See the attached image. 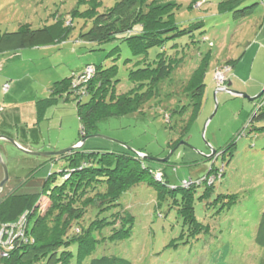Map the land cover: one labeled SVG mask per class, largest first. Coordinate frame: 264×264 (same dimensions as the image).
Instances as JSON below:
<instances>
[{"label": "rangeland", "instance_id": "rangeland-1", "mask_svg": "<svg viewBox=\"0 0 264 264\" xmlns=\"http://www.w3.org/2000/svg\"><path fill=\"white\" fill-rule=\"evenodd\" d=\"M117 1L98 0V11L104 12ZM221 1L157 0L159 4L176 3L173 8L181 24L202 22L192 38L197 40L198 48L141 111L101 120L97 130L103 136L90 137L84 145L88 150L143 149L152 157H143L146 164L163 170L171 187L209 175V180H214L212 189L205 193L209 180L197 185L193 223L187 218L185 222L180 211V190L175 193L177 204L171 192L159 199V190L148 179L124 193L119 205L103 210L92 207L85 216L86 222L98 217L112 220L117 212L119 217L129 213L134 220L130 236L124 239L110 236L115 227H121L120 221L96 231L97 251L87 263L92 257L105 254L118 255L132 264H264V246L256 240L264 212V120H252L264 95L251 100L264 88V4L261 0H247L240 7L259 3L245 17H235L232 11H219ZM93 5L91 0H0V35L17 31L24 24L36 29L63 17L67 22L73 20L74 25L66 41L0 53V134L36 151L69 148L82 139L75 95L68 99L60 96L43 119H38L36 109V102L51 95L56 81L77 77L87 65H100L102 69L116 66L112 78L117 79L115 92L123 94L134 86L129 77L133 70L152 62L163 49L173 50V42L169 41L164 47H151L147 54H136L123 38L129 35L126 32L104 43L82 39L80 33L87 31L92 21L74 15V11ZM139 28L137 25L131 34L135 35ZM189 39L184 36L177 41L186 43ZM206 53L210 60L203 106L184 134L189 115L179 111L188 99L181 90L182 82L191 76ZM231 59L239 61L224 71L225 76L232 81V90L246 96L218 90L217 70H224ZM8 81L9 88L3 85ZM89 99L90 95L82 96L83 103ZM172 139L180 140L169 161L154 159L168 156ZM233 142L235 145L231 146ZM2 143H6L1 152L10 180L0 191V201L16 189L41 192L51 173L57 175L51 188L63 181L60 171L69 165L65 158L31 155L2 140L0 147ZM40 203L42 211L46 210L49 196L43 193ZM196 223L201 226L197 234ZM72 249L76 251V245ZM46 263L43 260L37 264Z\"/></svg>", "mask_w": 264, "mask_h": 264}, {"label": "trees", "instance_id": "trees-1", "mask_svg": "<svg viewBox=\"0 0 264 264\" xmlns=\"http://www.w3.org/2000/svg\"><path fill=\"white\" fill-rule=\"evenodd\" d=\"M91 1L94 2L92 8L74 11V15L92 21V26L80 33L82 39L104 43L126 32L129 35L123 38L135 48L136 54H147L151 47H164L169 41L173 42L171 45L173 50L163 49L157 53L152 62H147L144 67L133 70L129 77L134 82V86L123 94L115 92L114 81L117 79L112 78L116 74V66L102 69L100 65H95L94 73L87 78L84 77L85 71H83L77 77L73 75L56 81L51 89V95L36 102L38 119L44 118L46 110L54 105L60 96L68 99L74 94L78 100V114L82 125L81 138L98 134V123L101 120L141 111L148 100L159 95L165 81L170 79L186 58L192 56L190 53L198 48L197 40L192 38L195 28L202 26V22L197 25L195 23L184 25L178 22L173 8L176 3L159 4L157 0H118L113 6L100 12L98 0ZM246 1L222 0L219 3V11H232L235 17H245L259 3L254 2L240 7ZM137 25L140 28L135 35H132ZM73 28V20L67 22L64 17L36 29L24 24L17 31L0 35V53L66 41ZM184 36L190 38L186 43L177 41ZM209 55L206 53L191 76L182 82L181 90H184L188 99L179 111L189 115L188 122L184 126V134H187L203 106ZM238 61L239 59L228 60L225 67L230 69ZM6 84L10 86L9 81L3 85ZM84 94L90 95V99L83 103ZM258 103L252 120H264V99ZM179 140L172 139L169 147H176ZM233 145L235 142L231 144ZM139 151L145 152L143 149ZM59 156L65 158L69 165L60 171L63 181L58 185L51 188L52 181L57 177L56 173H51L41 192H21L16 189L0 201V225L16 221L28 211L27 235L33 240L22 241L11 249L0 245L3 252L7 251V255H3L0 251L2 264H37L43 260L47 261L46 264H71L73 261L75 264H86L88 258L97 251L99 239L95 236L96 231H100L105 225L120 221L121 227L120 225L115 227V233L110 236L124 239L130 236L131 222L134 220V216L129 213H121L119 217L117 212L112 220L98 217L86 222L84 220L86 214L92 207L103 210L119 205L124 193L147 179L149 184H155L159 190V199H164L171 192L177 204L179 200L175 197V193L180 190L182 195L180 211L185 216V222L186 218L191 222L195 221L193 200L196 187L203 181L209 180L207 175L202 180L186 181L184 185L171 187L163 170H154L146 164L144 158L130 150H88L83 146L81 149ZM210 171H213V168ZM158 172L161 173L160 176L157 175ZM209 181L205 193H208L214 185V180ZM43 193L47 194L50 200L48 208L44 211L40 208V198ZM196 225L197 234L201 226L199 223ZM256 240L264 246V212L260 218ZM74 245L76 251L72 249ZM87 264H132V262L118 255L103 254L92 257Z\"/></svg>", "mask_w": 264, "mask_h": 264}, {"label": "water", "instance_id": "water-1", "mask_svg": "<svg viewBox=\"0 0 264 264\" xmlns=\"http://www.w3.org/2000/svg\"><path fill=\"white\" fill-rule=\"evenodd\" d=\"M232 85V81L229 82L227 85L225 86H222V87H218V90H224V91H227L229 93H232V94H236V95H244L242 94L241 92L239 91H236V90H232L230 88V86ZM264 94V88L261 92H259L256 96H253L251 97V100H256L257 98L261 97L262 95ZM246 96V95H244ZM216 112V111H215ZM215 114V113H214ZM212 118V117H211ZM93 136H103V135H100V134H91V135H88L86 137H83L79 142H77L76 144H74L73 146L69 147V148H66L64 150H61V151H48V152H44V151H36V150H32V149H29V148H26L24 147L23 145H21L18 141H16L15 139L13 138H10L8 136H4L2 134H0V139H6L8 141H10L12 144H14L19 150H21L22 152H25L27 154H31V155H60V154H64L66 152H71V151H74V150H78V149H81L85 143H86V140L90 137H93ZM128 150L136 153L137 155H139L140 157H145V158H150L151 156H148L147 154H145L144 152H141L139 150H134L132 148H128ZM175 151V148H172L171 152L168 154V156L164 159H160V158H154V159H157V160H160V161H163V162H166V161H169L171 155L173 154V152ZM152 158V157H151ZM0 164L2 166V169H3V178L2 180L0 181V191L4 188V186L6 185V183L8 182L9 180V169H8V166H7V163L5 161V158H4V155L2 154L1 152V149H0Z\"/></svg>", "mask_w": 264, "mask_h": 264}, {"label": "built area", "instance_id": "built-area-1", "mask_svg": "<svg viewBox=\"0 0 264 264\" xmlns=\"http://www.w3.org/2000/svg\"><path fill=\"white\" fill-rule=\"evenodd\" d=\"M225 70H229V68L225 67L222 71L221 69L217 70L216 80L218 82L219 87H222L226 84L227 78L224 73ZM93 73V66H88L86 67L84 77L86 76L87 78V76ZM5 87L9 88V85L6 84ZM157 175L160 176L161 173L158 172ZM28 213L29 212L26 211L16 221H13L11 223H5L0 226V245L2 247L11 249L22 241L28 242L31 240L27 235V230L29 228ZM2 254L7 255V251L2 252Z\"/></svg>", "mask_w": 264, "mask_h": 264}, {"label": "crops", "instance_id": "crops-1", "mask_svg": "<svg viewBox=\"0 0 264 264\" xmlns=\"http://www.w3.org/2000/svg\"><path fill=\"white\" fill-rule=\"evenodd\" d=\"M263 4H264V1H261ZM220 70V69H219ZM229 82H231V80L229 79V78H227V81H226V85H227V83H229ZM0 140H2V141H5V142H8V143H11L10 141H8V140H6V139H0ZM24 144V143H23ZM2 146L0 147L1 148V150H3V151H5V145H6V143H2L1 144ZM28 145H24V147H26V148H28L27 147ZM30 149V148H29ZM48 156V155H47ZM2 177H3V169H2V166H1V164H0V181H1V179H2ZM14 177H15V179L17 180V176L16 175H14ZM10 180V179H9ZM8 183V182H7ZM6 183V184H7ZM6 186V185H5Z\"/></svg>", "mask_w": 264, "mask_h": 264}, {"label": "clouds", "instance_id": "clouds-1", "mask_svg": "<svg viewBox=\"0 0 264 264\" xmlns=\"http://www.w3.org/2000/svg\"><path fill=\"white\" fill-rule=\"evenodd\" d=\"M225 85H226V84H225ZM225 85H224V86H225Z\"/></svg>", "mask_w": 264, "mask_h": 264}, {"label": "flooded vegetation", "instance_id": "flooded-vegetation-1", "mask_svg": "<svg viewBox=\"0 0 264 264\" xmlns=\"http://www.w3.org/2000/svg\"><path fill=\"white\" fill-rule=\"evenodd\" d=\"M4 189V188H3ZM1 194V193H0Z\"/></svg>", "mask_w": 264, "mask_h": 264}]
</instances>
